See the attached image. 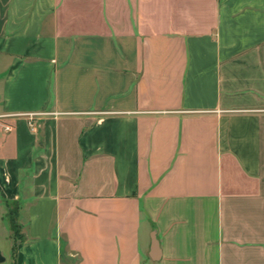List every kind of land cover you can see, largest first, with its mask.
<instances>
[{
    "label": "crops",
    "instance_id": "crops-1",
    "mask_svg": "<svg viewBox=\"0 0 264 264\" xmlns=\"http://www.w3.org/2000/svg\"><path fill=\"white\" fill-rule=\"evenodd\" d=\"M0 254L264 264V0H0Z\"/></svg>",
    "mask_w": 264,
    "mask_h": 264
},
{
    "label": "rangeland",
    "instance_id": "rangeland-1",
    "mask_svg": "<svg viewBox=\"0 0 264 264\" xmlns=\"http://www.w3.org/2000/svg\"><path fill=\"white\" fill-rule=\"evenodd\" d=\"M14 209H15L14 206H10V211H12ZM20 231H21V229H20L19 225H18V227H17V225H16V227H13V234L14 235H18L19 233H21Z\"/></svg>",
    "mask_w": 264,
    "mask_h": 264
},
{
    "label": "trees",
    "instance_id": "trees-1",
    "mask_svg": "<svg viewBox=\"0 0 264 264\" xmlns=\"http://www.w3.org/2000/svg\"><path fill=\"white\" fill-rule=\"evenodd\" d=\"M10 215H11V221H12V228L13 227H16V225L18 227L19 224L17 223V221L15 219V214H14V211L13 210L10 211Z\"/></svg>",
    "mask_w": 264,
    "mask_h": 264
},
{
    "label": "water",
    "instance_id": "water-1",
    "mask_svg": "<svg viewBox=\"0 0 264 264\" xmlns=\"http://www.w3.org/2000/svg\"><path fill=\"white\" fill-rule=\"evenodd\" d=\"M4 260V257L0 254V261L2 262Z\"/></svg>",
    "mask_w": 264,
    "mask_h": 264
},
{
    "label": "built area",
    "instance_id": "built-area-1",
    "mask_svg": "<svg viewBox=\"0 0 264 264\" xmlns=\"http://www.w3.org/2000/svg\"><path fill=\"white\" fill-rule=\"evenodd\" d=\"M7 128H10V127H7Z\"/></svg>",
    "mask_w": 264,
    "mask_h": 264
}]
</instances>
